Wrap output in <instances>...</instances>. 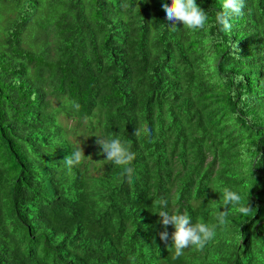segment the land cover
Returning <instances> with one entry per match:
<instances>
[{
	"label": "trees",
	"instance_id": "16d2710c",
	"mask_svg": "<svg viewBox=\"0 0 264 264\" xmlns=\"http://www.w3.org/2000/svg\"><path fill=\"white\" fill-rule=\"evenodd\" d=\"M164 2L0 0V264H264V0L228 32L223 0L176 32ZM80 128L119 137L132 177L87 149L68 169ZM223 187L251 212L217 207ZM161 197L217 225L203 250L172 259Z\"/></svg>",
	"mask_w": 264,
	"mask_h": 264
},
{
	"label": "clouds",
	"instance_id": "9594fccd",
	"mask_svg": "<svg viewBox=\"0 0 264 264\" xmlns=\"http://www.w3.org/2000/svg\"><path fill=\"white\" fill-rule=\"evenodd\" d=\"M246 0H223L222 10L217 11L215 22L220 26V31L228 32L231 30V18L233 16L240 17L244 14ZM162 8L165 14V19L169 22L167 29L171 32L178 30L177 24L180 23L186 29L195 30L203 29L208 20L205 11L196 3V0H171L170 3L164 2ZM72 107L79 109L80 105L76 101H72ZM150 129L145 128V134L150 133ZM135 136H140L139 129H135ZM95 143L98 145L99 154L104 155L106 161L114 165L121 166L124 174L130 179L134 169L131 167L135 159V153L130 151V148L122 143L119 137H103L96 136ZM85 157L83 148H77L63 158V163L68 169L78 166L82 163ZM222 201L217 207H223L225 210L231 205L235 211L243 215H248L251 212V206L243 204L242 197L229 187H223L220 190ZM160 210L157 212L160 217V223L164 230L158 232L161 241L167 244L169 233L167 227L174 226V231L171 233V246L174 247L172 259H179L184 255L186 248H195L203 250L216 235L215 229L217 225H208L202 220L193 223L192 219L187 214L179 212H169L168 200L163 197L158 202ZM227 211L220 212L218 216L219 225L226 223ZM130 260L134 259L132 257Z\"/></svg>",
	"mask_w": 264,
	"mask_h": 264
},
{
	"label": "rangeland",
	"instance_id": "374dc122",
	"mask_svg": "<svg viewBox=\"0 0 264 264\" xmlns=\"http://www.w3.org/2000/svg\"><path fill=\"white\" fill-rule=\"evenodd\" d=\"M60 121L62 123H65L66 125H72L73 121L68 118L60 117ZM86 120H84L82 123L84 124ZM82 128L79 130L81 131ZM78 132L73 138L76 140L77 144L83 148V150H89L87 153L88 159L91 160L92 164L96 166L97 172L101 171V168L103 166V163L106 162L105 156L99 154V149H97L98 145L95 143L97 137V134L91 133V132H85L81 131ZM72 138V139H73Z\"/></svg>",
	"mask_w": 264,
	"mask_h": 264
}]
</instances>
